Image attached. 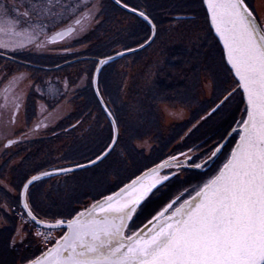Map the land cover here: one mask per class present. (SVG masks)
I'll list each match as a JSON object with an SVG mask.
<instances>
[{
  "label": "rangeland",
  "instance_id": "rangeland-1",
  "mask_svg": "<svg viewBox=\"0 0 264 264\" xmlns=\"http://www.w3.org/2000/svg\"><path fill=\"white\" fill-rule=\"evenodd\" d=\"M148 2L156 5L159 3L166 5V2H169L170 6L174 0H148ZM247 3L255 10L261 24H264V0H247ZM197 5V0L195 2L188 0L186 8L189 10L191 8L194 11L193 15L196 14L197 17L188 20L181 14L174 16L168 23L169 28L165 30L166 34L164 31L160 33L161 26L156 21L157 23L154 24L157 30L154 38L145 46L147 48L137 54L130 53L105 69L101 75V80L106 83L105 89L103 91L99 89V92L102 100L107 102L109 110L114 112L116 123L119 124L116 125L118 140L114 150L108 158L104 159L106 160L104 164L97 166L95 164L78 172L52 175L47 179L34 182L30 189L31 200L41 213L50 214L51 211L56 215L66 213L70 209L85 208L93 203V198L115 191L167 154L179 153L177 155L181 157L198 155L199 158L197 156L196 158L203 161L210 154L207 146L209 143L202 141V145L185 147L186 137L201 125H203L201 128H204L209 124L216 125L224 122V126L231 124L229 126L231 129L236 126V121L239 120V116L241 117L234 106L238 94L214 114L208 115L223 99L225 94L222 97L221 95L225 93L224 90L230 89L233 82L225 68L220 66L218 60L214 59L213 53L211 54L206 19L201 11L199 12ZM108 7L107 1L92 5L89 11L96 8V15L85 17L81 22L77 40L74 41L70 39L72 37H69L64 41L63 46L56 47L63 49L46 50L44 52L48 56L41 59L35 55H29V59L36 62L42 61L47 68L22 64L10 69L3 68L5 71L0 75V79L6 80L9 73L14 74L16 71L15 81L7 96L8 100L11 99L10 101L13 97L16 98L13 106V108L16 107V112L10 109L0 115V252L1 257L11 256L10 261L0 258V264H19L22 256L12 259L13 256L22 253L26 243L30 244L31 248L38 249L43 239L35 235L37 230L34 225L26 222L27 218L21 216L22 210L16 198L17 191L13 187L20 185L14 182V175L21 171L25 174L27 169L29 170V167L24 164L28 163L30 166L34 163H43L46 167L41 171H44L57 166L85 163L95 159L94 155L111 142L113 128L109 127L108 116L101 113L102 108L91 88L92 72L97 59L142 45L151 36L152 31L150 26L139 18L148 28L144 32L143 39L138 37L137 28L140 26L134 15L125 14L114 9L113 6L108 13ZM169 9L167 8L168 11ZM106 17L109 35H104L107 32L100 31ZM96 31H99L98 36L94 35ZM115 35L122 36L124 42L132 43L134 46L123 49L121 44H117L111 51H103L102 40L110 39ZM162 37L165 40L162 39V41ZM164 41H169L168 43L172 46L175 44L184 47L182 52L180 51V57L183 53L184 57L185 54L189 56V51L192 50V59L194 58L196 62L193 64L194 62L189 58L190 63L185 67L183 65L188 62L186 57V60L183 58L182 63L179 62L176 65H170L168 62L165 66L166 70H170L169 66L173 71L179 67L183 70L181 76H188L186 79L179 80L184 82L181 85L182 90L171 98L156 97L159 95L156 92L152 105L137 107V102L141 103L142 97L147 96L151 88L154 89L157 85L159 79L156 76V70L159 68L154 63V59L158 57L156 51L162 43H165ZM202 54L204 57L201 56ZM17 55L26 59L24 52H19ZM207 55L209 60L206 58ZM30 56L33 57L30 58ZM197 56H201V59L196 60ZM29 59L26 60L29 61ZM1 62L4 63L5 60L1 59ZM158 62V66L161 65L160 61ZM49 64L52 65L49 66ZM53 64L56 66L52 68ZM102 67L103 65L100 70ZM135 92L138 93L136 107L141 112H138L134 106H130L131 96H134ZM103 94H106L105 97ZM201 105L202 108H199ZM62 125H64V138L58 136L62 132L60 130ZM193 125L196 127L193 128ZM155 134H160L161 138L155 137ZM167 134L179 137L175 138V142L163 152L167 144L164 142L166 141L164 135ZM206 134L204 132L203 137ZM237 138L238 134L228 137L225 142V151L229 152V148L232 144V147L234 146ZM7 141L12 143L6 145ZM24 146H27L26 151L30 152V155L18 154L7 163L4 162L10 154ZM181 153H184V156L180 155ZM226 157L225 155L222 164ZM170 169L172 168H169L168 172L161 171L160 175L168 176L175 173L176 176L150 194L146 200L147 203L158 197V193L160 196L164 188H169L170 184L175 186V193L183 188L180 187L182 183L178 180L183 173ZM38 172L30 169L26 174L29 176ZM174 181H177L176 185ZM173 197L172 192L157 204L162 206ZM53 234V236L57 235V233ZM6 238L10 239L8 248L1 246Z\"/></svg>",
  "mask_w": 264,
  "mask_h": 264
},
{
  "label": "snow or ice",
  "instance_id": "snow-or-ice-1",
  "mask_svg": "<svg viewBox=\"0 0 264 264\" xmlns=\"http://www.w3.org/2000/svg\"><path fill=\"white\" fill-rule=\"evenodd\" d=\"M33 3V11L24 13L26 17H37L33 23L55 15L59 7V0ZM202 4L222 45L226 72L235 85L224 90L223 99L208 115L239 93L244 107L236 126L209 148L210 155L200 163H191L195 157L185 156L180 161L169 156L117 190L101 194L89 207L57 213L52 219L36 208L30 192L34 182L51 173L33 175L14 185L21 216L37 229L35 235L43 238V251L28 264H264V24L247 0H202ZM123 7L129 5L123 3ZM8 11L7 5L0 4V19ZM138 15L152 30L145 40L148 43L155 36L156 26L146 12L139 11ZM73 31L70 27L58 35ZM32 40L28 31H17V25L0 26V48L15 50ZM111 59H101L97 69ZM91 84L97 85L95 75H91ZM96 94L100 95L98 87ZM104 111L112 116L107 108ZM111 122V142L89 163L102 162L114 150L118 134L115 120ZM233 134H238V139L225 162L193 189L195 195L182 203L179 198L170 201L144 225L131 229V222L153 190L169 180V176L160 175L161 169H181L185 163L201 169L222 152L224 141Z\"/></svg>",
  "mask_w": 264,
  "mask_h": 264
},
{
  "label": "flooded vegetation",
  "instance_id": "flooded-vegetation-1",
  "mask_svg": "<svg viewBox=\"0 0 264 264\" xmlns=\"http://www.w3.org/2000/svg\"><path fill=\"white\" fill-rule=\"evenodd\" d=\"M100 1L108 2V5H109L108 13L111 12L112 5H115L121 10L127 13H130L122 9L121 7H119L113 0H59V7L55 9V15L47 16L46 19L39 20L37 23H33V21H37V17L32 16L30 18L24 15L26 11L27 12L33 11L35 7L33 0H0V4L7 5L9 9L7 16L3 17V19H0V26H9V24L17 25V31H28L29 34L33 37L32 42L30 43L26 42L23 47H17L15 48V50H13L11 47L8 49L0 48V75L2 72L5 71V69L3 70V68L8 67L10 69V68H14L16 65H22V64H26L27 66H30V67L34 66L38 68H47L46 64H44L42 61H40L41 63H38L36 61H32V59H29V55H35V57L37 56L38 59H41L42 57L44 58L45 56L46 57L48 56V54L44 52L46 50L56 51L58 49H63V48L57 49L56 47L63 46V43L67 38L72 37L70 39L74 41L77 40L79 37V29L81 28V23L76 24L75 21L77 19H80L82 22L85 19V17L95 16L96 8L95 9L92 8V10L90 11L89 9L90 7H92V5H94L95 3H99ZM123 3L125 2L122 0L121 5H123ZM140 3H142V0H137V4H140ZM128 8L132 9L133 7L129 6ZM134 8H136L138 12L141 11L138 9V6ZM130 14L134 15L132 13ZM70 27L75 29V31L67 35H58V33L63 34L65 30ZM75 35H78V36H75ZM19 52H24L26 55L25 56L26 59H29V61L18 57L17 54ZM32 57L33 56H30V58ZM1 59L5 60V62L4 63L1 62ZM52 61H50V63H52ZM51 65L52 64H49V66ZM55 66L56 65L53 64L52 68ZM15 72L16 71H14V74L9 73L8 79L6 80L0 79V115L3 113H6V111L10 109L16 112V107L13 108L14 100H16V98L13 97L12 101H10L11 99L9 100L7 99L8 93L11 92L12 84L15 81V77H16ZM225 142L226 141H224V143ZM232 145L229 148L230 150L232 148ZM205 150L208 151L207 148H205ZM230 150L228 152V150L225 151V148H223L222 152L216 158L213 159L214 160L213 162L209 163L207 166L201 169H195L191 166V163H200L202 161L196 158V156L199 158L198 155L195 156L196 159L192 160L191 163H185L181 169L171 167L172 169H176V171H180L183 173V175L178 178L179 182L182 183L180 187H183V188H181L177 193H175L176 192L175 186L170 184L169 188L168 187L164 188V191L162 192L160 196L158 193V197L153 199L151 202L149 201V203L147 202L143 203L142 207L138 210L139 214L131 222V229L135 230L141 227L142 225H144L147 222V220L150 219L151 216L155 214L156 211H159L165 204L169 203L170 201H173L179 198L180 202L182 203L183 200H187L189 196L194 195L195 192L193 191V189L197 185L201 184L208 177H210L211 174H213L216 171V169L217 170L219 169L222 162L224 161L223 160L224 156L225 155L227 156L228 153H230ZM177 154L179 153L167 154L166 156L159 159V161L156 162L155 164L139 172L136 176L145 172L147 169L152 168L154 165L159 164L161 161L166 160L169 156H176L178 160L184 161L185 157H181ZM190 157H194V156H190ZM168 169L169 168H163L161 169V171L168 172ZM168 176H169V180L164 181L162 185H158L157 189L163 186L165 183H167L171 179H173L176 176V174L173 173ZM135 177L131 179H134ZM129 181H127L126 183H128ZM177 181H174L175 185ZM157 189H154L153 193L156 192ZM172 192L174 194L173 198L168 200L162 206H160L161 204H157L158 201H160L161 199H164L165 196L170 195ZM91 204L92 203H90V205ZM82 209H79V210H82Z\"/></svg>",
  "mask_w": 264,
  "mask_h": 264
},
{
  "label": "trees",
  "instance_id": "trees-1",
  "mask_svg": "<svg viewBox=\"0 0 264 264\" xmlns=\"http://www.w3.org/2000/svg\"><path fill=\"white\" fill-rule=\"evenodd\" d=\"M123 1L125 3H127L130 7H137L138 6V9L141 10V11L146 12L149 15V17L154 21L155 24L157 23L156 21H158L159 25L161 26L160 33H163L162 31H164V33L166 34L167 31H165V30L166 29L168 30V28H169L168 23H169L170 19H172L174 16H176L178 14L179 15L181 14L183 16V18L188 19V20H189V18L191 19L193 17H197L196 14H195V16L193 15L194 11H192L191 8H190V10H189V8H186V4L188 3V0H180V2H177V0L176 1L174 0V3L172 5H170V6L168 5L169 2H166V5H162V3H159V4L156 5V4H153L152 2L149 3L148 0H142V3H140V4H137V0H123ZM194 2H195V0H194ZM181 4H183V6H181ZM197 4H198L197 8H198L199 12L201 11L202 15L206 19V24H207V28H208V32H209L207 34L209 36L208 43H209L210 48L212 49L211 50V54L213 53L212 55L214 56V59L218 60L219 65L224 67L225 70H226L225 62L222 60V54H223L222 49H221L217 39L214 37V35H213L212 31H211V28H210L208 20H207L206 12H205V9H204L203 4H202V0H197ZM112 6H113L114 9H118V10H120L121 12H123L125 14H130V13H127V12L121 10L120 8H118L115 5H112ZM167 8H170L169 11L167 10ZM133 17L135 18L136 22L140 26V28H137V31L139 32L138 37H141L143 39L144 32H146L145 30H147L146 28H148V27L146 26V23H144V21L140 20L138 17H135V16H133ZM107 25H108V22H107V17H106V19H104V21H103V26L100 27V31L102 30L104 33L107 32L108 31ZM156 28H157V26H156ZM98 32L99 31H96L97 34L95 33L94 35L98 36ZM104 35H109V34L107 32ZM162 39L165 40V38H163V37L161 38V40ZM102 41H103L102 48L104 49L103 51H111L113 49V47H115V45H117V44H121V46H123V49H126L128 47H133L134 46L132 43L128 44L129 42H124V40H122V36H120V35H115V36H112V38H110V39H105V40H102ZM164 42L165 43L164 44L162 43L161 46L157 49L156 54H158V57H156L154 59V63H156L157 67L159 68V69L156 70V72H157L156 76L159 79L157 81V85L154 86V89L151 88L150 93L147 96H143L142 97L143 99L141 100V103L139 101L137 102V94H138L137 92H135L134 96L133 95L131 96L132 98L130 99V102H131L130 106H134L136 108V110L138 109L137 107L146 106V104L148 106L152 105L151 103L155 101V96H156L157 93L159 95H157L156 97L163 96V97H167V98H171L175 94L179 93L182 90L181 89V85H182V83H184V82H180L181 78L182 79H186L188 77V76H184V77L181 76V72H183V70L181 68H179V67H177L176 70L173 71L170 66H169L170 70H166L165 66H166V64L168 62H170V65L171 64L176 65L179 62L182 63L181 60L183 58H185V57L187 58L188 62L185 63L183 66L184 67L188 66L189 63H190L189 62V58L191 59L192 62H194V58L192 59V53H193L192 50L189 51V54H188L189 56H187L185 54V57H184V53H183V56L180 57L181 56L180 55L181 54L180 51L182 52V50H183L182 48H184V47L176 46L175 44L172 46L170 43H168L169 41H164ZM145 48H147V47H144L141 50L136 51L135 53H132V54H137V53L141 52L142 50H144ZM194 53H195V51H194ZM104 54H106V53H104ZM201 56L204 57L203 54ZM201 56H197V57H195V59L196 60H200ZM124 57H126V55L122 56V57H119L120 59L117 58V59H114L112 61H109L107 64L103 65V67L101 68V70L99 71V74L97 76V87L101 91H103V89H105V85H106V83H104V81L101 80L102 73L105 71L106 68H108L112 64L118 62L119 60L123 59ZM163 57H164V60H163ZM186 58H185V60H186ZM206 58H207V60H209L208 55H207ZM212 58L213 57H211V59ZM177 59H178V61H176ZM158 61H160V63H161V65H159V66H158V63H159ZM171 62H173V63H171ZM195 62L193 64H195ZM38 63H41V62H38ZM109 82H111V81H109ZM233 87H235L234 84L231 86V88H233ZM185 93H187V92H185ZM224 94H226V93H223L221 95V97ZM103 95L105 97L106 94H103ZM221 97H219V99ZM136 102H137V107H136ZM105 103H106V105L108 107L107 102H105ZM121 106L123 107V105H121ZM234 106L236 107L237 111H239L238 114L242 115L241 109L244 107V104L242 102V96L239 93H238V96H236V101H235V105ZM143 108H141V110ZM199 108H202V105ZM129 109H131V108L129 107ZM137 111L141 112L140 109H138ZM101 113L104 114V116H106V114L103 112L102 109H101ZM111 113H112V115L114 117L115 116L114 112L112 111ZM233 118L235 119V117H233ZM114 119H115V122H117V119L115 117H114ZM239 119H240V116H239ZM108 121H109V119H108ZM109 122H108V124H109V127L111 128L112 125ZM59 124H58V128H59ZM116 125H119V124L116 123ZM63 126L64 125L60 126V130L62 132L59 130L61 132L58 135L60 138H64V133H63L64 132L63 131L64 128H63ZM202 126L203 125H201V127ZM229 126H231V124ZM229 126H224V122H221V123L216 124V125L209 124L208 126H206L204 128L198 127L188 137H186V139L184 140V141H186L185 142L186 143L185 147H193L196 144L202 145L203 143L207 142V143H209L208 144V149H209V148H211L212 145L219 143L225 137L227 132L231 131V127H229ZM204 132L207 133V134L203 137V133ZM154 136L161 138L160 134L159 135L155 134ZM164 136H165L164 139L166 140L164 142H166L167 144H165V147L163 148L164 150L162 149L163 152L165 150H167V147L171 146L175 142V140H176L175 138L179 137V136L173 137L172 134H167V135H164ZM202 141H203V143H202ZM26 147L27 146H24V147H21L20 149H17L15 152L10 154V157H7L4 160V162L7 163V161L9 159H11L13 157H16L18 154L20 155V154H24L25 153V155H30V152L26 151ZM105 147H106V145L101 150L99 149L100 151L99 150H95V151H99V152L96 153V154L94 152V154H95L94 157L99 155L101 153V151ZM108 157H109V155L107 156V158ZM23 161H26V160L23 159ZM105 161L106 160H104L102 163L101 162L97 163L96 166L99 165V164H104ZM20 165H21V163H20ZM24 165H27L29 167V170L26 168L27 172H29L30 169H32L34 172H38V171L43 170L44 167H46V166L43 165V163H41V164L40 163H34V164H31L30 166L28 165V163H25ZM57 167H60V166H57ZM78 171H80V170H78ZM78 171H74V172H78ZM26 173L24 174V172L21 171L18 174H15L14 175V182L16 181V183H20L21 184V182L25 178H28L29 176H31V175L27 176ZM32 175H33V173H32ZM48 177H43L41 179L44 180V179H47ZM99 198H100V196L99 197L97 196L96 198H93V199L94 200H98ZM48 211H50V209H48ZM49 213L50 214H48V216H47L48 219H52V218H54L56 216L51 211ZM42 218H44V217L42 216ZM10 231H11V229H10ZM9 240L10 239H8V238L4 239V241L2 242L1 246L5 247V248H8L9 247L8 246L9 245V243H8ZM41 252H42V250L40 248L35 250V249L30 247V244L26 243L22 253H19L18 255H14L12 259H15V258H18L19 256H22V258L20 259V263L19 264H24L27 261H29V260L33 259L34 257H36L37 255H39ZM10 257L9 256L1 257V252H0V258H2L3 260L9 259L8 261H10Z\"/></svg>",
  "mask_w": 264,
  "mask_h": 264
},
{
  "label": "water",
  "instance_id": "water-1",
  "mask_svg": "<svg viewBox=\"0 0 264 264\" xmlns=\"http://www.w3.org/2000/svg\"><path fill=\"white\" fill-rule=\"evenodd\" d=\"M113 1L116 3V0H113ZM116 4H117V3H116ZM117 5H118L119 7H121L122 9H124V10H126V11H128V12H130V13H132V14H134V15L137 16L138 18L142 19V18L138 15V11H137V12H133V11H131L130 8H124L123 5H121V4H117ZM203 7H204V6H203ZM204 9H205V7H204ZM205 12H206V9H205ZM142 20H143V19H142ZM208 23H209V22H208ZM209 26H210V23H209ZM210 28H211V26H210ZM151 31H152V30H151ZM211 31H212L214 37L217 39V41H218V43H219V40H218V38L215 36L214 31H213L212 29H211ZM151 35H152V33H151ZM150 41H151V40H150ZM150 41H148V43H143V44H142L143 47L138 46V47H135V48H133V49H128V50H124V51L115 52V53H112V54H110V55H107V56H105V57H103V58H99V59H97V63H98L101 59H106V58H108V57H112V59L109 60V61H112V60L117 59V58H119V57H122V56L128 55V54H130V53L136 52V51H138V50L144 48L146 45H148ZM219 45H220V47H221V49H222V45H221L220 43H219ZM117 53H123V55H122V56H118V55H116ZM109 61H108V62H109ZM97 63H96V65H95V67H94V70H93V72H92V75H95L96 78H97L98 72H99V70H100V68L97 69ZM100 67H101V66H100ZM92 88H93L94 94H95V96H96V98H97V100H98V102H99L101 108L103 109V111H104L105 108H107V109L109 110V108L107 107V105L105 104L104 101H103V104L101 103V99H102V98L100 97V95L98 96V95L96 94V93H97V86L92 85ZM109 111H110V110H109ZM110 112H111V111H110ZM104 113L108 116V114H107L105 111H104ZM108 118H109L110 122L112 121V119H114L113 115H112L111 117L108 116ZM114 120H115V119H114ZM111 124H112V122H111ZM116 130H117V126H116ZM117 134H118V130H117ZM237 139H238V138H237ZM8 142H9V141L6 142V145H9ZM234 145H235V144H234ZM93 160H95V159H93ZM98 162H99V161H98ZM98 162H96L95 164H97ZM95 164H91V163H89V161H88V162H85V163L77 164V165H81V167H76V165H70V166H64V167H56V168H52V169H48V170H44V171L38 172V173L33 174V175H41L42 173H45V172L51 173V175L41 176V178H43V177H48V176L57 175V174L71 173V172H74V171H78V170H81V169H84V168H87V167L93 166V165H95ZM60 168H65V169L71 168L72 170H71V171H66V172H56V171H54V169H60ZM33 175H31V176H33ZM31 176H29L28 178H30ZM194 195H195V194H194ZM89 206H90V205H89ZM89 206H88V207H89ZM86 208H87V207H86ZM40 254H41V253H40ZM40 254H39V255H40ZM39 255H37V256H39ZM37 256H36V257H37ZM34 258H35V257H34ZM34 258H33V259H34ZM31 260H32V259H31ZM24 264H28V261H27L26 263H24Z\"/></svg>",
  "mask_w": 264,
  "mask_h": 264
},
{
  "label": "built area",
  "instance_id": "built-area-1",
  "mask_svg": "<svg viewBox=\"0 0 264 264\" xmlns=\"http://www.w3.org/2000/svg\"><path fill=\"white\" fill-rule=\"evenodd\" d=\"M31 223V222H30ZM35 228V227H34ZM36 229V228H35ZM37 230V229H36ZM54 235V234H53ZM41 250H43V248H44V245H43V243L41 242V246L39 247Z\"/></svg>",
  "mask_w": 264,
  "mask_h": 264
}]
</instances>
